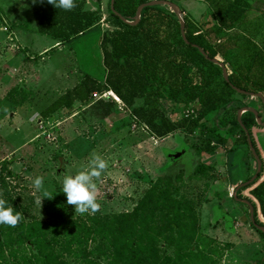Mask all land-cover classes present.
Here are the masks:
<instances>
[{"label": "trees", "instance_id": "obj_1", "mask_svg": "<svg viewBox=\"0 0 264 264\" xmlns=\"http://www.w3.org/2000/svg\"><path fill=\"white\" fill-rule=\"evenodd\" d=\"M27 1L31 30L59 46L97 28L101 20L99 9L87 8L89 0H73L71 10L54 8L46 0ZM110 1L105 13L112 30L102 33L99 43L105 70L103 82L82 74L40 117L48 118L60 109L70 110L76 102L90 106L95 95L111 93L151 137L163 139L176 131L186 136L196 134L204 140L196 152L206 155L225 148L232 140L228 151L244 148L245 156L256 168L245 133L237 122L238 110L251 107L243 103L250 97L237 94L229 84L246 93L260 94L264 100V12L252 6L259 0H196L205 5L200 20L180 8L177 0H165L176 4L183 14L188 45L181 38L177 16L169 8L146 7L139 22L130 26L116 14L132 21L137 8L153 0H114V12ZM208 15H212V21L206 19ZM193 45L226 67L229 84L223 80L220 66L206 60ZM190 105L196 111L193 118L175 120L165 115L166 110L173 112L172 107L180 112ZM258 117L261 119L259 113ZM240 120L261 161V171L251 184L236 192L235 198L250 203L254 223L264 228V160L254 134V130L262 128L249 112L243 113ZM207 121L214 124L208 127ZM250 179L245 177L241 183ZM179 182L181 174L158 176L129 213L91 216L74 222L72 230L62 227L59 242L49 240L40 223L24 224L19 219L15 226L0 224V259L6 249L26 245L37 253L31 264H65V255L76 257L90 240L98 243L99 255L109 264H218L212 254L215 243L197 234L194 207L177 197ZM243 191L246 197L241 195ZM0 197L19 211L1 178ZM247 216L250 227L264 239V232L252 226L249 211ZM161 240L173 249L172 256L162 253ZM255 264H264V257Z\"/></svg>", "mask_w": 264, "mask_h": 264}, {"label": "rangeland", "instance_id": "obj_2", "mask_svg": "<svg viewBox=\"0 0 264 264\" xmlns=\"http://www.w3.org/2000/svg\"><path fill=\"white\" fill-rule=\"evenodd\" d=\"M177 2L193 19L200 20L204 11L200 3ZM106 3L107 0L87 3L88 9L101 12L97 28L54 46L55 41L31 30L27 0H0V178L21 213V221L40 223L49 240L59 242L62 227L72 230V223L91 216L129 213L158 176L181 174L177 197L194 207L197 234L215 243L212 254L218 264H255L264 257V239L250 227L248 208L231 200L236 188L232 186L253 177L256 170L244 148L228 151L230 140L225 148L206 155L196 152L204 144L196 134L186 136L176 131L155 139L111 93L96 95L90 106L76 102L70 110L60 109L48 118L40 117L82 74L103 82L105 70L99 43L102 33L112 30ZM252 6L264 11V0ZM206 19L212 21V15ZM243 103L264 121L260 100L250 97ZM175 109L172 107V113L166 110L165 115L180 118ZM213 124L207 121L208 127ZM261 128L254 134L264 160V126ZM93 154L106 162L100 177L94 178L99 207L92 214H77L60 192L61 180L65 174L86 166ZM36 176L43 178L51 199L34 189L32 181ZM241 195L246 197V191ZM160 243L162 253L172 256L173 249L163 240ZM97 246V242L86 241L82 252L76 257L65 255L64 263L109 264L99 255ZM36 254L26 245L20 249L13 246L4 251L0 262L31 264Z\"/></svg>", "mask_w": 264, "mask_h": 264}, {"label": "clouds", "instance_id": "obj_3", "mask_svg": "<svg viewBox=\"0 0 264 264\" xmlns=\"http://www.w3.org/2000/svg\"><path fill=\"white\" fill-rule=\"evenodd\" d=\"M43 2V0H32V3ZM54 8L71 10L75 5L73 0H46ZM106 167V162L100 156L93 154L87 165L73 174H65L61 180V190L66 198L67 205L73 206L77 214H92L99 207L97 196V184L94 178H99ZM34 189L41 192L44 198H49V192L44 187V180L36 176L32 181ZM51 199V198H49ZM21 213L14 210L8 201L0 197V224L15 226L20 219Z\"/></svg>", "mask_w": 264, "mask_h": 264}, {"label": "water", "instance_id": "obj_4", "mask_svg": "<svg viewBox=\"0 0 264 264\" xmlns=\"http://www.w3.org/2000/svg\"><path fill=\"white\" fill-rule=\"evenodd\" d=\"M113 1L114 0H111L110 1V9L112 12H114V9H113ZM152 6H163V7H166V8H169V10L171 12H173L178 20H179V23H180V35H181V38L183 40V42L188 45L189 43L187 42V40L185 39V35H184V19H183V14L181 13L179 7L172 3V2H169V1H165V0H153V1H150V2H147L145 4H142L140 5L137 10H136V13H135V16L133 18L132 21H127L125 19H123L122 17H120L119 15L116 14V16H118L120 18L121 21H123L125 24H128L130 26H135L139 20H140V15H141V11L146 8V7H152ZM193 47L195 49H197L199 51V53L206 59L208 60L209 62H211L212 64H215V65H218L220 66L221 68V72H222V77H223V80L229 84V81H228V76H227V71H226V67L220 63L219 61L217 60H212V59H209L205 53L203 52V50L201 48H199L198 46H195L193 45ZM229 86L239 95H245L247 97H254V98H257L259 99L262 104L264 105V100L262 98V96L260 94H252V93H246L244 91H241L235 87H233L232 85L229 84ZM245 112H249L251 114H253V116L255 117V120H256V123L259 125V126H264V121L261 122L260 121V118L258 117V113L256 110H254L253 108L251 107H244V108H241L238 110L237 112V122L239 124V126L242 128V130L244 131L245 133V136H246V140H247V145H248V148H249V151L254 159V161L256 162V173L254 174L253 177H251V179L245 183H242V184H239V186H237L232 194V198H234V200L238 203H242L244 205H246L248 207V211H249V219H250V222L252 224V226L260 231V232H264V228L263 227H259L257 226L255 223H254V220H253V208L252 206L250 205V203L246 200H242V199H237L235 198V194L236 192L240 189V188H243L249 184H251L257 177V175L260 173L261 171V161L259 160L258 156L256 155L255 153V150L251 144V141L249 139V135H248V132L246 131V129L243 127L242 123H241V115Z\"/></svg>", "mask_w": 264, "mask_h": 264}, {"label": "built area", "instance_id": "obj_5", "mask_svg": "<svg viewBox=\"0 0 264 264\" xmlns=\"http://www.w3.org/2000/svg\"><path fill=\"white\" fill-rule=\"evenodd\" d=\"M3 31L4 32H7V29L6 28H3ZM195 114H196V111H195L194 106L193 105H190L188 107L183 108L180 111V116L179 117H182V118H185V119H187V118H193V117H195Z\"/></svg>", "mask_w": 264, "mask_h": 264}, {"label": "crops", "instance_id": "obj_6", "mask_svg": "<svg viewBox=\"0 0 264 264\" xmlns=\"http://www.w3.org/2000/svg\"><path fill=\"white\" fill-rule=\"evenodd\" d=\"M199 5V4H198ZM201 6H203V7H205V5L204 4H201ZM262 11V10H261ZM264 12V11H263ZM54 46H59V44H57V43H55L54 42ZM251 98H253L254 99V97H251Z\"/></svg>", "mask_w": 264, "mask_h": 264}]
</instances>
